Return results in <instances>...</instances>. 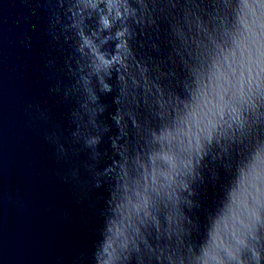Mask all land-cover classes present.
I'll return each mask as SVG.
<instances>
[{
	"label": "water",
	"instance_id": "obj_1",
	"mask_svg": "<svg viewBox=\"0 0 264 264\" xmlns=\"http://www.w3.org/2000/svg\"><path fill=\"white\" fill-rule=\"evenodd\" d=\"M249 81L264 0H0V264H264Z\"/></svg>",
	"mask_w": 264,
	"mask_h": 264
},
{
	"label": "clouds",
	"instance_id": "obj_2",
	"mask_svg": "<svg viewBox=\"0 0 264 264\" xmlns=\"http://www.w3.org/2000/svg\"><path fill=\"white\" fill-rule=\"evenodd\" d=\"M104 23H105V26H107V23H108L107 20H105ZM253 84H254V81L248 82L247 91L241 92L242 97H246V98H242L239 101V103H240L241 108H246V106H250L254 111L258 112V116L256 119V121H258L261 119L260 109L264 107V89H262L261 85L258 83H256L254 87H253ZM105 89L110 91V88L108 85H105ZM234 119L239 120L240 117L235 116ZM202 131L206 134L207 139L210 140L211 139L210 131L207 128L202 129ZM189 143H191V140L189 141ZM197 144H199L198 139H197ZM252 255L259 262V260L261 259L259 254L253 251Z\"/></svg>",
	"mask_w": 264,
	"mask_h": 264
}]
</instances>
